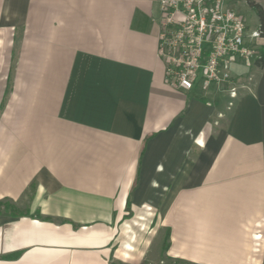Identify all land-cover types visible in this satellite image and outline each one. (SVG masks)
<instances>
[{
    "label": "crops",
    "instance_id": "1",
    "mask_svg": "<svg viewBox=\"0 0 264 264\" xmlns=\"http://www.w3.org/2000/svg\"><path fill=\"white\" fill-rule=\"evenodd\" d=\"M159 17L158 0H0V201L20 212H0V264H124L127 202L166 260L264 264V65L252 87L233 67L234 99L177 88Z\"/></svg>",
    "mask_w": 264,
    "mask_h": 264
},
{
    "label": "built area",
    "instance_id": "2",
    "mask_svg": "<svg viewBox=\"0 0 264 264\" xmlns=\"http://www.w3.org/2000/svg\"><path fill=\"white\" fill-rule=\"evenodd\" d=\"M158 2V54L167 81L185 90L197 83L202 89L215 86L236 98L232 69L258 59L264 47L259 26L250 29L232 0Z\"/></svg>",
    "mask_w": 264,
    "mask_h": 264
},
{
    "label": "rangeland",
    "instance_id": "3",
    "mask_svg": "<svg viewBox=\"0 0 264 264\" xmlns=\"http://www.w3.org/2000/svg\"><path fill=\"white\" fill-rule=\"evenodd\" d=\"M232 2L243 15L250 29L257 28L258 17L255 10L248 7L245 0H232ZM251 65V63L238 65L242 68L239 73L241 84H247V87L253 86L256 77L251 72ZM29 194L27 197L30 196ZM131 215L121 220L123 230L119 232L115 246L121 254L124 264H189L183 261L166 260L163 250L165 230L158 227L159 224L154 213L147 211V208L144 207L143 211L137 215ZM112 264L122 263L119 260H114Z\"/></svg>",
    "mask_w": 264,
    "mask_h": 264
},
{
    "label": "trees",
    "instance_id": "4",
    "mask_svg": "<svg viewBox=\"0 0 264 264\" xmlns=\"http://www.w3.org/2000/svg\"><path fill=\"white\" fill-rule=\"evenodd\" d=\"M245 3L247 4L248 7L255 10L257 17H258V26L261 31V35L264 37V9L259 3H257L254 0H245ZM258 53H259V57L257 60H255L254 64L257 67H262L264 65V47H260L258 50ZM2 209L6 210L10 214L20 213L19 210L15 206H13L11 203H9L6 200L0 201V212ZM126 212L127 214L124 216V218L130 217L131 211H130L129 202L126 203ZM165 237H167V233H165ZM166 247H167V244L166 242H164L163 248L165 249Z\"/></svg>",
    "mask_w": 264,
    "mask_h": 264
}]
</instances>
